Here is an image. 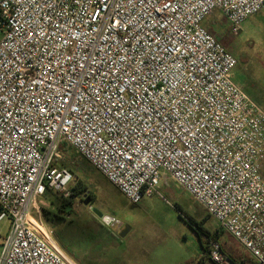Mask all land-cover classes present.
I'll return each instance as SVG.
<instances>
[{
	"label": "built area",
	"instance_id": "obj_1",
	"mask_svg": "<svg viewBox=\"0 0 264 264\" xmlns=\"http://www.w3.org/2000/svg\"><path fill=\"white\" fill-rule=\"evenodd\" d=\"M264 0H0V264H77L43 217L74 149L134 205L174 180L264 264V109L203 26ZM214 26L218 25L215 20ZM214 264H233L210 244Z\"/></svg>",
	"mask_w": 264,
	"mask_h": 264
},
{
	"label": "rangeland",
	"instance_id": "obj_2",
	"mask_svg": "<svg viewBox=\"0 0 264 264\" xmlns=\"http://www.w3.org/2000/svg\"><path fill=\"white\" fill-rule=\"evenodd\" d=\"M221 19L216 11L205 19L203 26L207 28ZM215 27L217 39L238 61L233 81L264 109V8L243 21L237 33L227 23H218ZM57 165L72 171L70 190L78 184L81 188L79 194L70 198L73 213L65 215V226L62 225L66 238L59 236L66 251L71 250L77 256L78 259L73 258L77 264L79 261L83 264H189L203 257L202 244L210 246L207 236L199 232V224L210 233L221 230L223 236L219 242L226 248L237 246L217 221L171 178L167 177L159 190L163 197L146 196L134 205L74 149L64 146ZM46 202L43 210L57 212L56 206L48 199ZM8 226V219L0 224L2 237L6 236ZM55 236L54 231L56 240Z\"/></svg>",
	"mask_w": 264,
	"mask_h": 264
},
{
	"label": "trees",
	"instance_id": "obj_3",
	"mask_svg": "<svg viewBox=\"0 0 264 264\" xmlns=\"http://www.w3.org/2000/svg\"><path fill=\"white\" fill-rule=\"evenodd\" d=\"M218 23L224 24L227 22L225 21V19H221L220 22ZM207 30L210 34H212L217 39L218 31L213 24H209V26L207 27ZM80 191H81L80 184H78L73 189H71V194L67 198L53 191H49L46 194V199H48L54 206H56L57 212H51L49 210L44 209L43 217L45 221L47 222V224L55 231L56 233L55 238L58 244L61 246V248L64 249L65 251H66L65 245L59 236L62 235L63 237L66 238L65 234H63L62 225L65 226V221H66L65 215H70L73 213V209H72L73 201L70 198L79 194ZM177 208L179 207L177 206ZM190 222H193V221L191 220ZM198 230L200 233L207 236V240L209 241L208 244H212V243L220 244L222 251L233 264H260V262H258L254 257H252L247 252H245V250L239 244H237L238 247L235 245H230L228 248L225 247L224 243L221 244L219 242L223 234L221 230L217 229L214 233H210V232L205 231L204 228L200 224L198 225ZM200 241L202 242V238L200 239ZM202 245H203L202 248L205 251L206 258L211 262V264H214L211 261L210 256H209L210 246L207 244H206L207 246H205L204 244ZM68 252L67 253L70 256H72L74 259H78L74 252H72L71 250ZM79 264H83V263L79 261Z\"/></svg>",
	"mask_w": 264,
	"mask_h": 264
},
{
	"label": "crops",
	"instance_id": "obj_4",
	"mask_svg": "<svg viewBox=\"0 0 264 264\" xmlns=\"http://www.w3.org/2000/svg\"><path fill=\"white\" fill-rule=\"evenodd\" d=\"M130 232V231H129ZM226 233V232H225ZM127 234H128V232L125 234L126 236H127ZM227 234V233H226ZM230 238H232L229 234H227ZM222 236H223V234H222ZM221 236V237H222ZM233 239V238H232ZM234 240V239H233ZM235 241V240H234ZM236 242V241H235ZM237 243V242H236ZM238 244V243H237ZM203 250V249H202ZM202 258L200 259L199 258V260H191L190 262H188L189 264H205V262H206V260H208L207 258H206V256H205V251L203 250V254H202ZM209 261V260H208ZM209 264H211V262L209 261Z\"/></svg>",
	"mask_w": 264,
	"mask_h": 264
},
{
	"label": "flooded vegetation",
	"instance_id": "obj_5",
	"mask_svg": "<svg viewBox=\"0 0 264 264\" xmlns=\"http://www.w3.org/2000/svg\"><path fill=\"white\" fill-rule=\"evenodd\" d=\"M230 49L233 50L234 52L237 51L236 48L235 47H232V46H230Z\"/></svg>",
	"mask_w": 264,
	"mask_h": 264
},
{
	"label": "water",
	"instance_id": "obj_6",
	"mask_svg": "<svg viewBox=\"0 0 264 264\" xmlns=\"http://www.w3.org/2000/svg\"><path fill=\"white\" fill-rule=\"evenodd\" d=\"M88 203V202H87ZM96 214L98 213L96 210H93ZM99 217H101V215H99ZM260 264H263V263H260Z\"/></svg>",
	"mask_w": 264,
	"mask_h": 264
}]
</instances>
